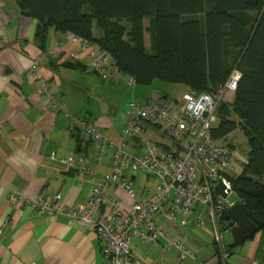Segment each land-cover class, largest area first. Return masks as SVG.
<instances>
[{"label": "crops", "instance_id": "obj_1", "mask_svg": "<svg viewBox=\"0 0 264 264\" xmlns=\"http://www.w3.org/2000/svg\"><path fill=\"white\" fill-rule=\"evenodd\" d=\"M37 27V21L24 16L14 1L0 0V264H102V243L90 226L41 214L25 203L12 204L8 194L13 191L33 198L43 193L51 198L60 193L62 202L69 207L86 201L94 183L86 182L77 170L52 161L50 154L55 151L58 155H77L94 165L96 179L108 172L110 151L98 164L90 136L77 128L73 119L86 117L95 122L101 134L118 141L125 116L102 91L119 92L123 84L129 85L130 77L126 78L111 65L108 79L94 78L84 70L85 58L79 61L70 58V52L77 50V45L70 41L72 34L48 29L44 40H40ZM95 30L94 35L100 36ZM39 73L49 84V93L64 104V111L53 108L40 93ZM135 87L131 93L134 101L138 98ZM152 89L151 97L145 102L156 97L168 98L164 90ZM145 136L162 148L169 145L153 128H147ZM129 149L140 152L139 140L133 141ZM138 174L141 173L133 169L125 173L136 191L142 186L155 189L143 174L141 179ZM116 192L127 199L122 190ZM147 196L145 193L141 197ZM197 215L207 218L203 208H197L191 219ZM178 219L167 222L170 224L167 227L161 219L158 223L170 237H184L185 244L195 251V259L174 264H252L253 261L264 264V230L237 246L233 245L229 230H223L222 245H218L211 226L194 230L184 217ZM132 248L140 257L135 244ZM224 253H227L225 258Z\"/></svg>", "mask_w": 264, "mask_h": 264}, {"label": "built area", "instance_id": "obj_2", "mask_svg": "<svg viewBox=\"0 0 264 264\" xmlns=\"http://www.w3.org/2000/svg\"><path fill=\"white\" fill-rule=\"evenodd\" d=\"M70 41L77 45V50L70 52L71 59L85 58L86 73L102 80L109 78L112 64L106 51L74 35ZM37 78L42 81L40 93L48 98L53 108L64 111V104L49 93V84L43 74H37ZM238 78V72L232 73L226 83L217 88L216 94L189 90L182 96L181 104L166 97L144 103L129 102L118 141L101 134L94 121L75 117L74 125L90 136L97 150L98 164L110 151L109 171L96 179L94 165L77 155H58L53 151L50 159L77 170L86 182L94 183L91 196L75 207L65 205L60 193L51 198L43 193L26 198L12 191L8 201L25 203L41 214L90 226L102 243V264H145L132 248L135 241L158 244L163 253L175 251L178 263L194 260L195 251L185 244V238L170 237L158 219L174 223L184 217L185 223L196 230L202 228L205 221L199 215L191 219V214L197 208H203L213 229L214 241L222 245L219 218L236 202L230 180L235 157L232 149L212 138L210 128L215 123L217 100L235 90ZM129 84L134 86V79L129 78ZM147 128L159 131L169 141L168 147L162 148L146 137ZM135 140L140 143L138 153L129 149ZM129 169L139 171L147 181L154 182L155 189L142 186L136 191L131 179L125 175ZM219 182L224 186L225 197L215 190ZM117 190H122L127 199L121 198ZM145 193L148 196L142 198ZM225 255L227 253L224 258Z\"/></svg>", "mask_w": 264, "mask_h": 264}, {"label": "trees", "instance_id": "obj_3", "mask_svg": "<svg viewBox=\"0 0 264 264\" xmlns=\"http://www.w3.org/2000/svg\"><path fill=\"white\" fill-rule=\"evenodd\" d=\"M12 1L37 21L38 39L53 29L93 43L135 84L158 79L216 94L238 72L232 100L222 95L216 102L210 135L232 150L230 133L240 130L246 137L247 161L230 180L235 200L264 223V0ZM94 21L100 36L93 33ZM219 223L221 231L231 228L228 212Z\"/></svg>", "mask_w": 264, "mask_h": 264}, {"label": "rangeland", "instance_id": "obj_4", "mask_svg": "<svg viewBox=\"0 0 264 264\" xmlns=\"http://www.w3.org/2000/svg\"><path fill=\"white\" fill-rule=\"evenodd\" d=\"M126 27H129V24L127 21L122 22ZM93 28L97 29L95 21L92 23ZM144 25L147 29L148 27V19L144 20ZM98 30V29H97ZM99 32V30H98ZM144 43H145V48L148 53L151 51V44L152 40L150 38L149 32L146 31L144 33ZM233 58V55H232ZM234 62V60H233ZM235 64V63H234ZM234 72H236L234 70ZM233 72V73H234ZM94 78L98 79L96 75H92ZM126 77V75H124ZM127 78V77H126ZM110 83H107L109 85ZM110 86V85H109ZM136 86V87H135ZM133 86L130 87V84L128 85V82L122 85V89L119 90V92H112L111 89L108 90H103L102 93L108 97L111 98L110 102L113 103V105L118 109V111H123V114L125 116V112L127 109V104L132 100V89ZM134 87L136 88V93L138 94V98H134L135 101L138 102H145L148 98L151 97L152 91L154 89H157L158 91H165V95H167L168 99L170 101H174L176 99V104H181L182 101V96L188 92V88L185 85L182 84H174L170 82H164L158 79H154L150 84L148 85H142V84H135ZM163 93V92H160ZM232 95L233 92H228L226 95H223V99L226 101L232 100ZM227 141L230 142L234 146V157H235V169L232 172V175L235 176L239 174L242 170L243 164L247 161L248 158V145H247V139L246 137L242 134L240 130H235L234 132L230 133L229 136L227 137ZM139 179L143 175L138 174L137 175ZM141 176V177H140ZM143 178V177H142ZM147 180V179H145ZM154 183V182H152ZM205 221V227L208 228V225L211 226L210 221L207 218H204ZM179 219L177 220V222ZM162 224L167 227L168 224L167 222H162ZM203 226V227H204ZM212 228V227H211ZM202 229V228H200ZM212 230V235L213 234V229ZM134 244L136 245L140 257L143 259V261L147 264H155V263H172L174 264L176 262L175 258V251H169L166 253H163L160 246L158 244H145V243H140L138 241H135Z\"/></svg>", "mask_w": 264, "mask_h": 264}, {"label": "water", "instance_id": "obj_5", "mask_svg": "<svg viewBox=\"0 0 264 264\" xmlns=\"http://www.w3.org/2000/svg\"><path fill=\"white\" fill-rule=\"evenodd\" d=\"M215 190L221 196H226L224 186L221 182L215 186ZM228 218H230L232 224L229 232L232 236L234 246L241 244L264 227V223L238 201L229 209ZM222 229L225 230L224 227Z\"/></svg>", "mask_w": 264, "mask_h": 264}]
</instances>
